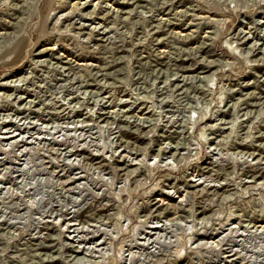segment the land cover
I'll return each mask as SVG.
<instances>
[{
  "label": "rangeland",
  "instance_id": "obj_1",
  "mask_svg": "<svg viewBox=\"0 0 264 264\" xmlns=\"http://www.w3.org/2000/svg\"><path fill=\"white\" fill-rule=\"evenodd\" d=\"M0 264H264V0H0Z\"/></svg>",
  "mask_w": 264,
  "mask_h": 264
}]
</instances>
